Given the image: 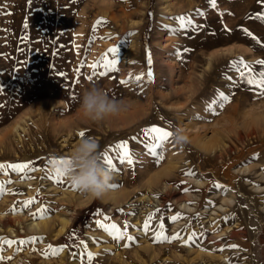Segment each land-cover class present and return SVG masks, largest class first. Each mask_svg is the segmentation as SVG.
I'll use <instances>...</instances> for the list:
<instances>
[{"label": "rangeland", "instance_id": "obj_1", "mask_svg": "<svg viewBox=\"0 0 264 264\" xmlns=\"http://www.w3.org/2000/svg\"><path fill=\"white\" fill-rule=\"evenodd\" d=\"M163 3L136 0V29L121 33L111 17L117 0H0V164L36 169H0V264H264V95L244 68L264 71V19L255 18L264 3L185 0L182 12ZM134 41L140 55L130 62ZM106 55L118 64L100 76L91 65ZM91 86L127 110L85 122L80 97ZM154 126L172 133L155 150L144 131ZM178 128L189 137L183 146L174 141ZM86 137L99 143L103 163L105 152L112 158L113 168L104 164L118 185L112 199L88 205L48 168L50 157L69 156ZM122 141L133 165L112 151ZM72 210L57 235L60 215Z\"/></svg>", "mask_w": 264, "mask_h": 264}, {"label": "clouds", "instance_id": "obj_2", "mask_svg": "<svg viewBox=\"0 0 264 264\" xmlns=\"http://www.w3.org/2000/svg\"><path fill=\"white\" fill-rule=\"evenodd\" d=\"M79 110L85 122L101 123L126 111L127 105L110 97L102 88L91 86L82 92ZM174 141L178 146L190 142L182 128L175 130ZM99 147L92 137L80 139L69 156L49 158L50 174L68 180L85 199H112L110 186L114 175L102 162Z\"/></svg>", "mask_w": 264, "mask_h": 264}, {"label": "snow or ice", "instance_id": "obj_3", "mask_svg": "<svg viewBox=\"0 0 264 264\" xmlns=\"http://www.w3.org/2000/svg\"><path fill=\"white\" fill-rule=\"evenodd\" d=\"M261 3H264V0H260ZM210 3L213 7L216 6V0H210ZM257 19H264V13H257L256 17ZM179 20L181 22V26L185 25V18L184 17H179ZM188 23H191V20L188 21ZM245 31L247 32V29H245ZM249 35H251V33H248ZM109 52L112 54H117L118 55V49L117 48H111L109 49ZM148 63L151 64V54L149 52L148 54ZM257 63L264 65V61H258ZM118 64V60L116 59H108L107 55L105 56L104 60L102 62H97L94 63L93 65H91V67L93 69H97V68H102V71H99L98 75L100 76H107L109 74L110 71H115L116 70V65ZM244 68L247 69V84L248 85H252L255 86L256 88L260 89L261 95H264V71H261L259 73H253V70L250 66H248L247 64L244 65ZM238 71H240L238 69ZM240 76L241 78H244L246 76V73L244 71H240ZM148 78L149 80H151L153 78V74L151 72V70H149L148 72ZM91 79V77H90ZM142 79V76H137L136 80L139 81ZM229 80L232 79V77H228ZM121 83H126V81H121ZM219 99L220 100H228V96H226L223 92L219 93ZM145 134L146 136H148L149 138H151L152 140L155 141L154 144L151 145V148L153 150H155L156 148H159L162 146V144L167 141L171 136L172 133L168 130H165L162 127H151L148 129H145ZM85 135V133L81 132L80 136L83 137ZM133 139H135V137H133ZM113 152H117L119 154V157L122 161H126L129 165H133L134 164V160L131 156V152L129 149V145L127 141H122L120 143H118L117 145H115V147L112 149ZM103 160L104 163L109 167V168H113V160L112 158L108 155L107 152H105L103 154ZM62 162V161H61ZM5 167H10L12 168L14 171L17 172H23L27 169H32L33 171H35L36 169L32 168V166L29 163H23V164H13V165H2L0 164V169H4ZM191 174V173H189ZM55 178H57V182H60L61 177L56 176ZM110 187H118V185H111ZM3 192V187L2 185H0V193ZM34 200H29L26 201L24 203L25 207H28L30 204L34 203ZM175 219V218H173ZM99 223V222H98ZM100 226L102 228H105L106 231L109 232V234L113 235L114 238L117 239H123L124 235L123 233L119 232V229L116 228L115 225H112L111 228H107L103 223H100ZM148 228V223H145V230H147ZM129 239H131V237H128ZM176 239H179V236L175 237ZM157 239H164V240H168L171 239L168 236H162V237H158ZM5 243H7L9 246L13 243V241H6ZM20 243H26V241H20ZM83 243V242H82ZM232 247H237L235 245H233ZM60 251H63L62 248L60 249H55L52 250V254L56 255L58 254ZM87 258L89 260V262H91V260L93 259V253L89 252L87 254ZM4 257L0 256V260H3Z\"/></svg>", "mask_w": 264, "mask_h": 264}, {"label": "bare ground", "instance_id": "obj_4", "mask_svg": "<svg viewBox=\"0 0 264 264\" xmlns=\"http://www.w3.org/2000/svg\"><path fill=\"white\" fill-rule=\"evenodd\" d=\"M114 1V0H113ZM190 1V0H189ZM188 2V1H187ZM92 3V2H91ZM250 3V2H249ZM100 4V3H99ZM106 4V3H105ZM135 4H136V0H117V4H115L114 5V7H115V9H114V16H111V17H113V19H114V22H115V25H118L119 27H120V32L121 33H124L125 31H126V28L127 27H134L135 29H136V27H135V25H137L136 24V21H134V14L132 13V12H130V10L131 9H133V7L135 6ZM139 4V3H138ZM174 4V2L173 1H171V0H164V3H163V5L165 6L164 7V9L165 10H167V11H172V7L174 8V5H175V7H176V5H178L179 6V8L177 9V10H181V12L183 11V9H184V7H185V0H175V4ZM106 6V5H105ZM192 6H194V4L192 5ZM196 6V5H195ZM229 6V5H228ZM89 8V7H88ZM87 8V9H88ZM241 8V7H240ZM210 9V8H209ZM240 10V9H239ZM108 12H109V10H108ZM173 12V11H172ZM88 13V12H87ZM110 13V12H109ZM113 12H111V14H112ZM95 14V13H94ZM110 15V14H109ZM102 15H100V17H101ZM95 18V17H94ZM107 18H109V17H107ZM170 19V18H169ZM99 21V20H98ZM167 26V25H166ZM171 26V25H170ZM119 27H118V31H119ZM170 28V27H169ZM168 28V29H169ZM128 29V28H127ZM180 29V28H179ZM178 30V29H177ZM128 31V30H127ZM132 33V32H131ZM126 34V33H125ZM120 35V34H119ZM120 37V36H119ZM226 37V36H225ZM122 38V37H121ZM120 38V39H121ZM119 39V38H118ZM170 40V39H169ZM176 40V39H175ZM178 40V39H177ZM179 40H182V38H180ZM118 41H120V40H118ZM136 41V40H135ZM134 41V43L132 44V49H130L129 50V52L127 53V60H129L130 62H132V60H130L131 58H133L134 56H136V54L139 56L140 55V48H139V45H138V43H136ZM173 42V41H172ZM185 42V41H184ZM169 43V42H168ZM176 43V42H175ZM170 45V44H169ZM169 45H168V47H169ZM183 45H184V43L183 42H178V44L177 45H175V49H177V50H181V48L183 47ZM187 45H189L188 43H187ZM190 46V45H189ZM201 47H203V46H201ZM173 48V47H172ZM184 48H187V47H185L184 46ZM195 49V48H194ZM170 50V49H169ZM176 50V51H177ZM193 50V49H192ZM172 51V50H171ZM173 52V51H172ZM179 52V51H178ZM183 52V51H182ZM186 53V52H185ZM194 55V54H193ZM195 56H196V54H195ZM124 57H125V55H124ZM174 58V57H173ZM179 58V57H178ZM193 59V58H192ZM179 61V63L177 62V61H175L177 64H180L181 65V67L183 66V64H184V61H182V60H178ZM188 61V60H187ZM214 61V60H213ZM189 63V62H188ZM132 64V63H131ZM133 65V64H132ZM178 66V65H177ZM187 66H185V68H186ZM130 68V67H129ZM183 68V67H182ZM189 68V67H188ZM187 68V69H188ZM190 69H192V67H190ZM180 70V69H179ZM182 70V69H181ZM180 70V71H181ZM185 70V69H184ZM184 70H183V73H184ZM186 71V70H185ZM182 72V71H181ZM191 72V71H190ZM183 73H181V76H184V74ZM188 73V72H187ZM180 74V73H179ZM183 74V75H182ZM93 76V75H92ZM185 77V76H184ZM191 77V76H190ZM189 77V78H190ZM192 78V77H191ZM200 78V77H199ZM192 82V81H191ZM196 83V82H195ZM198 88V87H197ZM182 92V91H181ZM46 93V92H45ZM18 95V94H17ZM11 116V115H10ZM134 120V119H133ZM134 122V121H133ZM128 123V122H127ZM209 144H210V142H209ZM198 145H200L201 146V148H203V149H207L208 148V143L207 142H204V141H202V140H200L199 142H198ZM223 146V145H222ZM213 148V147H212ZM211 149V148H210ZM218 150V149H217ZM213 151V150H212ZM223 158V157H222ZM175 165V164H174ZM174 165H171L172 167H175L176 168V166H174ZM172 169V168H171ZM241 170V169H240ZM246 170V169H245ZM170 172V171H169ZM256 172V171H255ZM165 173H166V171H165ZM238 173V172H237ZM165 188V187H164ZM165 192V191H164ZM93 199H86L85 201H83V204L84 205H88V204H90V202L92 201ZM227 201H229V200H227ZM184 208V207H183ZM75 212H74V210H72L71 212L69 211V212H67V213H64V214H61L60 216V218H61V223H60V225H59V230H58V232H57V235H62V234H64L66 231H67V229H68V227L71 225V223H72V215L74 214ZM3 215H1L0 214V218L2 217ZM15 218V217H14ZM3 219V218H2ZM42 223H44V222H42ZM41 223V224H42ZM32 227H40V223L39 222H32L31 224H30ZM42 225H44V224H42ZM44 227V226H43Z\"/></svg>", "mask_w": 264, "mask_h": 264}]
</instances>
